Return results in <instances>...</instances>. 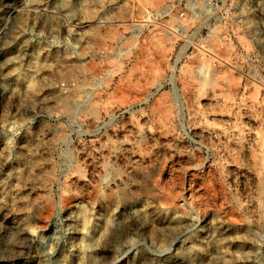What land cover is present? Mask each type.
<instances>
[{"label": "rangeland", "instance_id": "obj_1", "mask_svg": "<svg viewBox=\"0 0 264 264\" xmlns=\"http://www.w3.org/2000/svg\"><path fill=\"white\" fill-rule=\"evenodd\" d=\"M181 11L264 58V0H0V264H77L83 206L82 264H264V67L175 64Z\"/></svg>", "mask_w": 264, "mask_h": 264}, {"label": "built area", "instance_id": "obj_2", "mask_svg": "<svg viewBox=\"0 0 264 264\" xmlns=\"http://www.w3.org/2000/svg\"><path fill=\"white\" fill-rule=\"evenodd\" d=\"M167 7L160 10V13H164ZM184 11L177 14L176 18L178 23L173 26H165L168 33H171L177 38V41L181 42L177 46V53L175 57V64L186 60L188 58L193 59L194 57H204L214 67H228L233 73L237 74L241 81L244 83H255L258 82L264 67V58L262 53L253 49H242L240 51L231 50L228 59L217 53L216 50L210 49L206 45L193 43L192 39L187 35L186 26L181 23L184 19ZM194 35H202L203 31L196 28L192 32ZM207 35V34H206ZM255 61L257 71H255Z\"/></svg>", "mask_w": 264, "mask_h": 264}, {"label": "bare ground", "instance_id": "obj_3", "mask_svg": "<svg viewBox=\"0 0 264 264\" xmlns=\"http://www.w3.org/2000/svg\"><path fill=\"white\" fill-rule=\"evenodd\" d=\"M67 8V7H66ZM33 63V62H32ZM33 81V80H32ZM27 83V82H26ZM24 87V86H23ZM4 89V88H3ZM13 89V88H12ZM16 89V88H15ZM26 89V88H25ZM29 90V89H28ZM6 92V91H5ZM14 92V91H13ZM21 92V91H20ZM7 124V123H6ZM4 144V143H3ZM2 144V145H3ZM4 146V145H3ZM1 155V154H0ZM143 174V173H142ZM85 200V199H84ZM88 200V199H87ZM81 201V200H80ZM83 201V200H82ZM82 201H81V203H82ZM89 201V200H88ZM1 204L3 203L2 201L0 202ZM91 203V202H90ZM78 205H79V203H78ZM91 205V204H90ZM81 206H83V205H81ZM86 206V205H85ZM86 210V209H85ZM85 210H84V206L83 207H81V208H79V213L77 212V217H78V226H79V232H81V235H82V237H81V239L80 240H78L79 242H77L78 243V248H79V253H78V255H77V260H78V263L77 264H82V263H80L82 260H84L83 258H84V256H85V253H86V248H87V245L89 244L87 241H86V236H87V229H86V227H87V225H86V223L87 222H89V221H87V215H86V213L87 212H85ZM145 210V209H144ZM89 211V210H88ZM143 211V210H142ZM90 213V212H89ZM89 216H91V215H89ZM90 218V217H89ZM175 221V220H174ZM178 221V220H177ZM105 222H107V221H105ZM88 228V227H87ZM91 228V227H90ZM12 235V234H11ZM7 236V235H6ZM10 236V235H9ZM90 236V235H89ZM99 238H100V236H99ZM8 240H9V238H8ZM88 240H89V238H88ZM6 242V241H5ZM4 244V243H3ZM77 246V245H76ZM3 247V246H2ZM77 248V249H78ZM88 249V248H87ZM77 251V250H76ZM88 251V250H87ZM76 253V254H77ZM87 253H89V252H87ZM88 255V254H87Z\"/></svg>", "mask_w": 264, "mask_h": 264}, {"label": "clouds", "instance_id": "obj_4", "mask_svg": "<svg viewBox=\"0 0 264 264\" xmlns=\"http://www.w3.org/2000/svg\"><path fill=\"white\" fill-rule=\"evenodd\" d=\"M41 35H43V33H41ZM15 127H19L18 125H15ZM19 134V132H17V135ZM10 142V141H9ZM199 167V166H198ZM101 195L104 194V188L106 187V185L104 183L101 184ZM63 191V188L61 187V192ZM133 243H135V241H133Z\"/></svg>", "mask_w": 264, "mask_h": 264}]
</instances>
